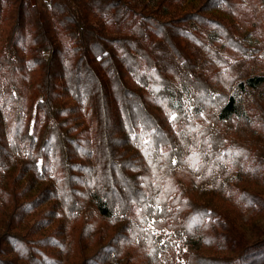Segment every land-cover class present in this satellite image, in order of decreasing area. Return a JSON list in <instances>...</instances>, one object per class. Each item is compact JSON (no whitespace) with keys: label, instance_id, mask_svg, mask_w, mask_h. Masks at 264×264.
<instances>
[{"label":"trees","instance_id":"trees-1","mask_svg":"<svg viewBox=\"0 0 264 264\" xmlns=\"http://www.w3.org/2000/svg\"><path fill=\"white\" fill-rule=\"evenodd\" d=\"M184 1L0 0V264H264V2Z\"/></svg>","mask_w":264,"mask_h":264},{"label":"rangeland","instance_id":"rangeland-1","mask_svg":"<svg viewBox=\"0 0 264 264\" xmlns=\"http://www.w3.org/2000/svg\"><path fill=\"white\" fill-rule=\"evenodd\" d=\"M28 1L37 3L40 6L42 11H46L48 9V0H28ZM199 2L200 0H185L184 3L181 5L180 10L181 11L194 10L198 6ZM164 17L166 18L169 17L168 11L164 10ZM254 41L255 39L253 37H250L249 40H247V42L250 44H253ZM262 55H264V53H262ZM239 224H240L241 229L245 232L247 239L251 240L254 236V226L248 224L243 219L240 220ZM254 224L264 228V218H256L254 220Z\"/></svg>","mask_w":264,"mask_h":264},{"label":"crops","instance_id":"crops-1","mask_svg":"<svg viewBox=\"0 0 264 264\" xmlns=\"http://www.w3.org/2000/svg\"><path fill=\"white\" fill-rule=\"evenodd\" d=\"M30 3H32V4H33L34 2H30Z\"/></svg>","mask_w":264,"mask_h":264}]
</instances>
